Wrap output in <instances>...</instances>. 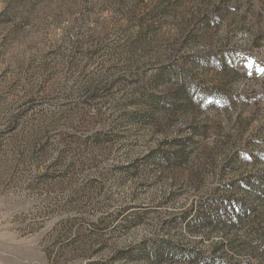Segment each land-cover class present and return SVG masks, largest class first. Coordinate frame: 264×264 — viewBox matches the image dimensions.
I'll return each mask as SVG.
<instances>
[{
	"label": "rangeland",
	"instance_id": "rangeland-1",
	"mask_svg": "<svg viewBox=\"0 0 264 264\" xmlns=\"http://www.w3.org/2000/svg\"><path fill=\"white\" fill-rule=\"evenodd\" d=\"M0 264H264V0H0Z\"/></svg>",
	"mask_w": 264,
	"mask_h": 264
}]
</instances>
